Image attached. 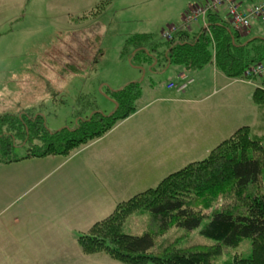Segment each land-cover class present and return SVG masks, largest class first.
Here are the masks:
<instances>
[{"label": "rangeland", "instance_id": "rangeland-1", "mask_svg": "<svg viewBox=\"0 0 264 264\" xmlns=\"http://www.w3.org/2000/svg\"><path fill=\"white\" fill-rule=\"evenodd\" d=\"M205 1L0 0L1 112L13 110L14 113L25 107L36 108V112L44 116L46 128L51 131L66 128V126H71L72 129L75 124V114L90 116L92 114L89 112L90 109L82 107L87 100H91L93 106L97 107L101 113L111 114L115 106L106 97V87L117 90L141 79L139 68L130 66L128 59L121 56L126 39L132 34H140L139 31L144 28L146 34H153L155 40L161 42L163 41L160 37L162 29H166L168 25H173L175 22L176 25L181 24L180 7L184 9V6L186 9L189 5L203 6ZM257 1L246 0L245 3L249 6ZM95 10L97 16L102 14V20L96 16L90 18L89 14L86 19L78 18L81 14ZM128 14L132 16H126ZM126 17L130 22L123 21ZM198 25L199 27L202 25L200 19L192 23L188 29H197ZM129 26L131 27L127 28ZM182 26L187 27L185 23L181 24L180 30H183ZM101 28H104L105 34L99 37L98 29ZM101 40L103 41V58L96 66L91 67L100 52L96 48H99ZM69 65L74 66L77 73L74 74V70L69 71ZM58 67H60L59 71ZM150 75L147 71L145 79H150ZM170 76L174 77V74L170 72L165 74L163 81ZM153 80L157 79L153 78ZM240 87L242 86L232 87L233 92ZM252 89L248 87L246 92H253ZM218 96L220 95H216L214 100L198 106L189 113V117L183 119L184 122H188L186 126H178V123L176 127L170 126L172 134L176 135V141L169 140L165 130L161 133L150 131L151 138L146 141L150 142L152 151L161 147L165 152V160L162 162L158 159L161 163V174L173 173L172 171L179 170L190 161L206 157L214 147L239 127L249 126L254 130L255 135L264 139V106H257L251 96L249 104L244 101L235 104L234 100L228 106L222 97ZM147 113L151 114V111ZM139 122L122 123L114 129L113 136L109 138H126L128 130L143 127ZM137 141L140 142L142 139L138 138ZM105 143L107 142L103 141L100 146ZM16 151L24 153L21 149ZM30 162L31 167L28 169L26 163L0 165V210L8 207L7 212L0 215V219L8 221L17 216L21 218L18 230L8 235L22 238V241H34V245L38 248V253L34 252V258L18 261L9 259L8 262L14 264L20 262L21 264H131L113 260L104 253L83 254L78 246V236L86 233L96 223L92 220L91 209L84 205L79 208L84 213L85 219L77 222L74 218L73 208L78 199L82 200V192H86L96 184L95 175L86 172L80 165L82 164L80 155L68 160L63 156H51L42 158L41 161L32 159ZM33 163L35 165H32ZM140 165L143 168L147 167L146 164L133 163L130 160L128 162L124 158H119L114 164L119 170L118 177L127 176L125 181L129 182L121 187V191L126 190L121 202H126L144 192L130 196L127 189L132 185L142 184L148 179V176H136L140 172L127 170L128 166ZM154 165L153 160V167ZM79 167L80 170H78ZM123 168L127 173H123ZM34 169L37 172L33 174ZM28 170L32 171V177L28 174ZM25 176L30 179L22 180V184L18 185V180ZM99 178L98 175L96 179ZM133 188L135 192L139 190V186ZM92 190L96 189L91 188L90 191ZM110 206L108 204L109 208ZM27 209L30 212V216L27 215L28 218L23 216ZM102 211H107L105 206L100 212ZM211 211H205V216ZM47 216L53 217L56 234H52L48 228H45ZM105 218H100L98 222ZM150 218L147 213L140 212L125 221L123 230L125 234L133 236L153 232V254L165 255L164 250L170 245L182 250L192 245L214 243L199 235L200 228L192 233H186L170 227L164 235H158L156 223ZM206 219L208 218L203 220L201 227L207 222ZM29 225L36 229V233L31 238L25 236L29 234L30 229L25 231L24 227ZM2 238L4 237L0 236V239ZM245 241L240 251H227L225 254L221 249L220 255L213 260L214 264H228L229 256L237 253L239 255V252L242 258L249 257L250 245L248 240ZM5 245L3 239V246ZM5 250L6 248L3 251Z\"/></svg>", "mask_w": 264, "mask_h": 264}, {"label": "trees", "instance_id": "trees-1", "mask_svg": "<svg viewBox=\"0 0 264 264\" xmlns=\"http://www.w3.org/2000/svg\"><path fill=\"white\" fill-rule=\"evenodd\" d=\"M262 3L239 7L245 10ZM95 12L78 18L86 19L87 14L95 18ZM204 23L202 26L201 20L202 25L196 31L180 30L182 22L168 26L160 32L161 42L152 34H133L126 39L121 56L128 59L130 66L139 68L141 78L142 72L155 74L167 67L189 76L213 63L226 78L253 86L252 101L263 107L264 76L243 74L257 65L264 66V23L253 20L248 29L236 30L225 7L207 13ZM171 28H175L171 39H164L163 35ZM100 49L91 67L103 58V48ZM68 69L77 73L74 66L69 65ZM144 75L142 81L130 82L117 90L106 87V97L115 106L109 115L87 100L82 107L89 108L92 114L84 117L75 114L72 129L66 126L48 130L44 116L36 108L25 107L14 113L13 110L2 113L0 109V165L51 156L67 159L105 136L145 103ZM169 83L166 82L165 89ZM253 131L249 126L239 127L206 157L187 163L156 187L118 203L112 214L78 236L81 252L104 253L113 260L131 264H214L221 249L225 254L240 251L248 240L249 257L242 258L239 252L229 256L228 264H264V139ZM20 149L24 153L16 151ZM207 210L212 211L205 216ZM140 212L155 221L158 235H164L170 227L186 233L200 228L199 235L214 243L182 250L170 245L164 250L165 255L153 254V232L133 236L123 230L125 221ZM206 217L207 222L201 227Z\"/></svg>", "mask_w": 264, "mask_h": 264}, {"label": "crops", "instance_id": "crops-1", "mask_svg": "<svg viewBox=\"0 0 264 264\" xmlns=\"http://www.w3.org/2000/svg\"><path fill=\"white\" fill-rule=\"evenodd\" d=\"M261 1L263 0H258L256 3ZM237 2L239 3L240 7L248 6L245 3L246 0L244 2H242L241 0H237ZM192 7L193 6L191 5H189L186 9L184 6V9L180 7L179 21H183L185 15ZM24 10L26 9L24 8ZM176 13H178V11ZM101 15L97 16L99 17V20H102ZM130 15L131 14H128L126 16ZM123 21L130 22L129 18L127 17L125 18V20L123 19ZM173 25H176V22ZM130 27L131 26L127 28ZM198 27L199 25L197 26V28ZM191 30L196 31L197 29L191 28ZM139 33L146 34L144 32V28L139 31ZM249 33L251 34V30ZM102 34H105L104 28L98 29L99 37H102ZM102 44L103 41L101 40V44L99 45V48H97L98 50H101L100 46L101 48H103ZM99 60L101 61V59ZM159 70H161V68ZM168 72L173 73L175 78L173 76H170L167 77L165 81H163V76ZM183 73L184 72L179 69H171L168 67L162 72L157 70L155 74L149 73L151 74V77L148 80L146 79L147 84L145 87V103L141 106L140 109H138L137 112H135L133 115H131L116 126L118 127L126 121H131L135 123L140 121L139 123H142L143 127L138 129L136 128L134 130H128L126 138H109L113 136V131L114 129H116L115 127L105 136L91 142L90 144L73 154V156L75 157H77V155H80V162H82V164L80 165L86 170V172L90 173L93 176L95 175L94 180L96 182L95 186L91 187L95 188L96 190L90 191L91 188H89L86 192L83 191L82 200L80 201V199H78L76 204L74 205V218L77 220V222L85 219V217L83 216L84 213L82 212L81 208H79V206L82 207L84 205L85 207L91 209V216L93 222H98L100 218H105L108 214H110L111 211L116 207V205L124 199H122V197L123 193L126 194V190L121 191V187H123L129 182L125 181V178H127V176L123 178L118 177L119 170L114 166V164L119 160V158H124L128 162L130 160L133 163L138 162L147 165V167L145 168L141 167V165L136 167H127V170L131 172H140L139 175H136L138 177L148 176V179H146L144 183L132 185L127 188L129 189L130 196L156 187L161 179L171 174L170 172L161 174L162 168L160 161L163 162L165 160V152L163 149H161V147L160 149H158L159 147L155 148L153 151L150 148V142L148 143L146 140H149L151 138V136L149 135L151 130L160 133L165 130L167 138L169 140L174 139L176 141V135L172 134L173 132H171L170 126L176 127L177 123L179 124L178 126H186L188 122H184L183 119H187L189 117V113L195 110L198 106L207 102H211L210 100H214L216 98V95L218 94L222 97V99L228 106H230L232 102H234V100L235 104L236 102L243 101L246 104H249V99L253 92L250 91L248 93L246 92V89L248 87H251V89L253 88V91L255 89L253 86L247 83L236 82L235 79L230 80L226 78L223 74L219 73L216 70L213 63L207 65L202 70L196 73L189 74V76L194 79V82L189 85L184 92H177L176 90L165 89L164 86L166 82L179 84V77ZM153 78L157 80L155 81L153 80ZM234 86H242L243 88H236L233 92L232 87ZM149 110L151 111V114L147 113V111ZM138 138L142 139V141L138 142ZM103 141H106L107 143L100 146ZM73 156H71L70 158H73ZM83 157L84 159L82 160ZM158 159L160 160L159 162ZM31 160L32 159H29L26 161H21L19 163H26V167L28 169L29 167H31ZM38 160L41 161V159ZM153 160L155 163L154 167ZM32 165L35 164L33 163ZM78 170H80V167ZM34 172H37V170L34 169L33 174ZM123 173H127V171L124 169ZM28 174L30 175V177H32L31 170H28ZM98 175L100 178L97 180L96 177ZM26 179L29 180L30 178H27V176L20 178L18 180V185L22 184V180L24 181ZM138 186L139 190L135 192L133 187L136 188ZM108 204L111 205L110 208L108 207ZM104 206L106 207L107 211L100 212ZM7 209V206L1 209L0 215L6 213ZM25 212L26 213L23 216H26V218H28L27 215L30 216V212L28 211V209L25 210ZM46 218L47 221L45 223V228H48L52 234H56L53 224V217L47 216ZM20 219L21 218H18V216L17 218L8 221H6V219L5 221L0 219V236L4 237L0 239V264H14L13 262H8L9 259H13V261L14 259H17L18 261L24 258H34V252H37L38 248L36 245H34V241H22V238L19 239L15 238L14 236L8 235L10 233L14 234V230H18V224ZM31 225L35 227L32 223ZM84 225H86V223H84ZM32 226L29 225L24 227L25 231L30 229L29 234L25 235L26 237L31 238L36 233V229L32 228ZM3 239L6 243L5 246H3ZM4 248H6L5 251H3ZM21 263L22 262H20L19 264Z\"/></svg>", "mask_w": 264, "mask_h": 264}, {"label": "built area", "instance_id": "built-area-1", "mask_svg": "<svg viewBox=\"0 0 264 264\" xmlns=\"http://www.w3.org/2000/svg\"><path fill=\"white\" fill-rule=\"evenodd\" d=\"M220 7H225L226 14L231 19V25L236 30H246L250 27L251 21L260 20L264 23V3L257 4L252 6L249 9L242 10L239 5L234 0H208L203 6H196L191 8L187 14L185 15L182 25H187V27H183V30L189 28V26L197 22L199 19L203 21V25H205V17L207 13L216 12ZM175 28H171V30L163 35L164 39H171V32H173ZM246 77H255V76H264V66L257 65L251 69H248L244 72ZM181 83H169L166 86L167 90H176L177 92H184V90L193 83V79L189 78L185 75L180 76Z\"/></svg>", "mask_w": 264, "mask_h": 264}, {"label": "water", "instance_id": "water-1", "mask_svg": "<svg viewBox=\"0 0 264 264\" xmlns=\"http://www.w3.org/2000/svg\"><path fill=\"white\" fill-rule=\"evenodd\" d=\"M143 75H144V72H142V78H141V80H140V81H142V80H143Z\"/></svg>", "mask_w": 264, "mask_h": 264}]
</instances>
